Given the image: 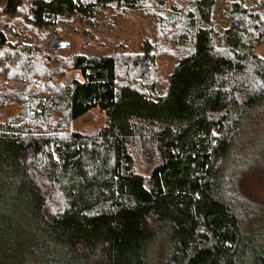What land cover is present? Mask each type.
Wrapping results in <instances>:
<instances>
[{
  "label": "trees",
  "instance_id": "16d2710c",
  "mask_svg": "<svg viewBox=\"0 0 264 264\" xmlns=\"http://www.w3.org/2000/svg\"><path fill=\"white\" fill-rule=\"evenodd\" d=\"M184 1L169 11L189 47L162 94L146 45L124 71L116 55L62 58L73 77L41 86L43 43L11 44L0 28L11 62L0 108L20 106L0 123V252L23 233L35 264H264V204L241 188L264 153V0H227L221 24L217 0ZM110 6L148 8L5 0L0 11L24 14L10 29L48 30ZM94 108L106 116L102 129H70Z\"/></svg>",
  "mask_w": 264,
  "mask_h": 264
},
{
  "label": "rangeland",
  "instance_id": "374dc122",
  "mask_svg": "<svg viewBox=\"0 0 264 264\" xmlns=\"http://www.w3.org/2000/svg\"><path fill=\"white\" fill-rule=\"evenodd\" d=\"M226 1L217 0L215 21L218 24L223 23L221 11ZM4 3L5 0H0V9ZM174 5H177L179 9L188 7V3L184 0H155V2L147 0V10H143L144 8L136 10L116 9L110 6L102 8L89 22L79 17H70L58 22L48 30L32 29L31 24L28 23L24 27L25 32L19 26V29L17 26L12 29L5 26V23L20 22L21 24L24 21V14L20 13L19 16L14 17L4 15L0 11V28L11 44L24 43L35 46L40 41L43 43L41 54L44 56L42 59L44 73L36 77L35 80L41 86L56 85L73 77L74 72L66 71V63L62 58L65 59L77 53L95 56L116 55L122 61L120 64L123 70H121L124 71L137 55L144 52L143 47L146 45L155 53L158 91L162 94L166 91L168 77L178 58L189 47L187 39L178 33V27L175 24L177 16L171 14L175 12L169 11L174 8ZM62 41L68 43L65 48L60 46ZM257 52L264 58V43L258 46ZM46 56H49L47 60H45ZM0 57L2 58L0 59L1 84L4 77L3 73L6 72V67L11 62L5 63L3 61L6 58L4 54ZM40 58L42 57L39 54L36 62ZM54 58L62 59V62L56 61ZM135 73V69L131 70L130 76L134 77ZM140 82L141 80H138V84H136L140 86ZM19 108V104L14 102H9L5 107L0 108V123L16 116ZM106 121L103 111L94 108L80 118L73 120L70 129L88 133L102 129L106 125ZM259 158L261 159L250 161L253 163L250 170L244 174L241 188L247 196L264 204V153H259ZM19 237L20 240L13 242L12 250L0 252V264H35L37 260L35 245L32 249L28 244L29 242L22 238L24 237L23 233H19Z\"/></svg>",
  "mask_w": 264,
  "mask_h": 264
},
{
  "label": "water",
  "instance_id": "95a60500",
  "mask_svg": "<svg viewBox=\"0 0 264 264\" xmlns=\"http://www.w3.org/2000/svg\"><path fill=\"white\" fill-rule=\"evenodd\" d=\"M67 45H68V43H67L66 41H62V42L60 43V46H61L62 48H65Z\"/></svg>",
  "mask_w": 264,
  "mask_h": 264
}]
</instances>
